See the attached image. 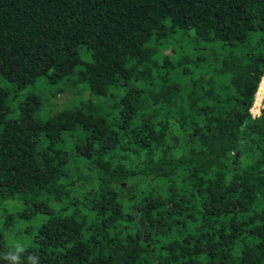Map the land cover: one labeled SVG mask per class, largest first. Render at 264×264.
I'll list each match as a JSON object with an SVG mask.
<instances>
[{
  "label": "trees",
  "instance_id": "1",
  "mask_svg": "<svg viewBox=\"0 0 264 264\" xmlns=\"http://www.w3.org/2000/svg\"><path fill=\"white\" fill-rule=\"evenodd\" d=\"M263 76L264 0H0V264H264Z\"/></svg>",
  "mask_w": 264,
  "mask_h": 264
},
{
  "label": "rangeland",
  "instance_id": "2",
  "mask_svg": "<svg viewBox=\"0 0 264 264\" xmlns=\"http://www.w3.org/2000/svg\"><path fill=\"white\" fill-rule=\"evenodd\" d=\"M263 86L261 88L258 87L259 90H257L258 99L256 101V94L254 97V101L257 102L256 105H252L251 113L254 116L258 115V110L263 106L264 104V79ZM260 85V84H259ZM73 93L69 89H63L61 91H56L55 96L50 98V104L51 108L53 110H62L66 107L67 104L70 103ZM0 208V219L2 218V215L6 212L9 214L13 213L16 214V212L21 211L25 208L21 203L17 202H10L9 200L3 201L1 203ZM39 217V216H37ZM34 218L31 219H17L15 223L12 224V226H9L7 229H3V233L5 235L6 241L8 245H17V246H25V245H31V242L33 241L32 235L33 232H26L28 228L35 225Z\"/></svg>",
  "mask_w": 264,
  "mask_h": 264
},
{
  "label": "bare ground",
  "instance_id": "3",
  "mask_svg": "<svg viewBox=\"0 0 264 264\" xmlns=\"http://www.w3.org/2000/svg\"><path fill=\"white\" fill-rule=\"evenodd\" d=\"M261 86H263V81H262V83H261V85H260V87H259V88H261ZM258 94H259V93H257V94H256V101H257V100H259V99H258V98H259V97H258ZM256 101H255L254 105H256V104H257V102H258V101H257V102H256Z\"/></svg>",
  "mask_w": 264,
  "mask_h": 264
},
{
  "label": "built area",
  "instance_id": "4",
  "mask_svg": "<svg viewBox=\"0 0 264 264\" xmlns=\"http://www.w3.org/2000/svg\"><path fill=\"white\" fill-rule=\"evenodd\" d=\"M262 79H264V76L262 77ZM262 79H261V80H262ZM254 103H255V101L253 102V105H254ZM259 110H260V109H259ZM259 110H258V114H259ZM253 116H254V115H253Z\"/></svg>",
  "mask_w": 264,
  "mask_h": 264
}]
</instances>
